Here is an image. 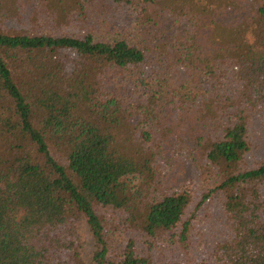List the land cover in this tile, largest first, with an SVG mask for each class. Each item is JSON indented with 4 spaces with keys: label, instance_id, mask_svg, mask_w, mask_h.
<instances>
[{
    "label": "trees",
    "instance_id": "16d2710c",
    "mask_svg": "<svg viewBox=\"0 0 264 264\" xmlns=\"http://www.w3.org/2000/svg\"><path fill=\"white\" fill-rule=\"evenodd\" d=\"M0 264H264V0H0Z\"/></svg>",
    "mask_w": 264,
    "mask_h": 264
},
{
    "label": "rangeland",
    "instance_id": "374dc122",
    "mask_svg": "<svg viewBox=\"0 0 264 264\" xmlns=\"http://www.w3.org/2000/svg\"><path fill=\"white\" fill-rule=\"evenodd\" d=\"M232 20H233V19H230V20L227 19V20L225 21V23L230 24V23L232 22ZM182 175L184 176V174H182ZM180 176H181V175H180ZM186 176H187V175H186ZM180 178H186V177H179V176H177L175 179H176V180H179ZM88 239H89V238L87 237V240H88ZM85 249L87 250V252H90V247H89V245H87V246L85 245Z\"/></svg>",
    "mask_w": 264,
    "mask_h": 264
}]
</instances>
